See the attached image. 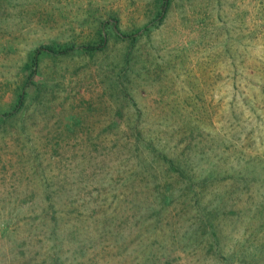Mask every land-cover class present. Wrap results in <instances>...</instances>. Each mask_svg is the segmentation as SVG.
<instances>
[{"label":"rangeland","instance_id":"374dc122","mask_svg":"<svg viewBox=\"0 0 264 264\" xmlns=\"http://www.w3.org/2000/svg\"><path fill=\"white\" fill-rule=\"evenodd\" d=\"M160 10L0 0V264H264V0Z\"/></svg>","mask_w":264,"mask_h":264},{"label":"trees","instance_id":"16d2710c","mask_svg":"<svg viewBox=\"0 0 264 264\" xmlns=\"http://www.w3.org/2000/svg\"><path fill=\"white\" fill-rule=\"evenodd\" d=\"M169 3H170V0H160V9L161 10H160V12L157 15V19H162L163 14L167 11ZM146 28L147 27H145V29ZM114 31H115V34L119 38L124 39V40L125 39L134 40L135 37H136L135 34L123 35L117 30L116 27H114ZM105 44H106V38H105V36H102L98 43L88 44V45L82 47L81 50H83L84 52H94V51H97V50H102L105 47ZM72 50H73V48H60V47H53V46H48V47H44L42 49H38L34 53V55L32 56V59L30 61V63H31L30 66H31V68H34V69L33 70L31 69L28 81L31 80V78L33 77V75L35 73V68L38 65V56H39L40 53H46V54H49V55L56 56V55H65L68 52H71ZM23 103H24V93L21 92L17 96V102H16V105H15V108H14L13 112L16 111L17 109H19L20 106ZM9 115H10V113H7V114H4L3 116L4 117H8Z\"/></svg>","mask_w":264,"mask_h":264}]
</instances>
